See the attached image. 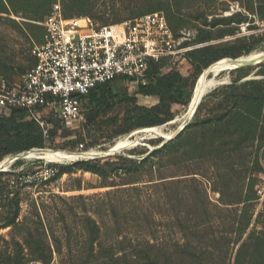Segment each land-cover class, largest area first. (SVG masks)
<instances>
[{
	"label": "rangeland",
	"instance_id": "obj_1",
	"mask_svg": "<svg viewBox=\"0 0 264 264\" xmlns=\"http://www.w3.org/2000/svg\"><path fill=\"white\" fill-rule=\"evenodd\" d=\"M57 2L94 25L164 13L198 50L190 63L176 59L187 104H172V117L155 126L168 136L187 126L172 139L133 135L135 145L111 155L48 162L33 151L4 156L0 264H264V61L220 70L185 119L207 66L264 48V0H0V75L18 77L31 67L41 22ZM137 87L113 85L121 102L80 125L82 150L71 143L75 135L63 136L70 128L49 116L45 149L106 151L140 128L142 109L159 101ZM92 106L83 101V117Z\"/></svg>",
	"mask_w": 264,
	"mask_h": 264
},
{
	"label": "built area",
	"instance_id": "obj_2",
	"mask_svg": "<svg viewBox=\"0 0 264 264\" xmlns=\"http://www.w3.org/2000/svg\"><path fill=\"white\" fill-rule=\"evenodd\" d=\"M41 26L42 43L31 51L34 64L12 79L0 75V117L22 109L26 120L40 126L45 139L52 128L45 120L49 116L66 124L73 135L80 131L84 122L81 97L96 86L119 77L125 84H138L144 81L150 61H166L161 69L164 72L194 49L182 46L184 41L174 35L162 12L94 25L88 17H65L57 2ZM82 149V145L77 148ZM46 172L53 174L54 170ZM258 194L263 195L264 188Z\"/></svg>",
	"mask_w": 264,
	"mask_h": 264
},
{
	"label": "trees",
	"instance_id": "obj_3",
	"mask_svg": "<svg viewBox=\"0 0 264 264\" xmlns=\"http://www.w3.org/2000/svg\"><path fill=\"white\" fill-rule=\"evenodd\" d=\"M62 10L65 17L72 18L68 16V14L66 13L63 7ZM167 22L174 35L178 37L176 35V32L171 27L168 19ZM187 44L188 41H184L182 43V46H188ZM197 50L198 49H192L191 51L185 54V58L186 60L189 61V63L192 62V57L194 53L197 52ZM250 52L252 51L250 50L246 51L243 55H238L231 59L248 55ZM223 58L225 57L220 56L215 59V62ZM31 60L33 65L34 58L32 56H31ZM166 64L167 63L164 60L157 63L150 61L148 64V70L146 71L143 78L144 81L138 82L137 88H138V92L141 95L154 96L159 99L158 103L155 106L142 109L146 114L147 121L144 122L140 126V128L161 125L165 123L168 119L172 117V113H171L172 104H180L184 106L187 104V101L183 99V95H184L183 87H180L179 85L176 84V80L178 79L185 80V79L184 78L182 79L181 77H179V75L174 73V71H176L175 66L170 67V69L167 70V73L164 74L161 71V69ZM3 76L6 78L10 77L5 75ZM129 80L132 81L133 79H129ZM122 84H124L123 78L119 77L114 81L96 86L86 96L81 97V107L84 100H88L90 101L91 104H93L90 113L84 116V122L82 125L83 129L86 123L94 121L101 113L112 110L118 103L121 102L120 97L116 94H113L111 88L113 87V85L119 86ZM25 116L26 114L24 110L15 108L12 110V113L9 117L6 118L0 117V162L2 161L3 157L7 155L12 156V155L23 154L25 152L31 151L32 149L46 150L45 138L43 136L42 129L36 122L31 120H26ZM52 132L53 130L50 129L48 132V137L51 138ZM71 133L72 132L65 130L63 136H68ZM82 137H83L82 133L80 131L77 132L74 137L75 139L71 143L74 146H77L78 143H80L79 145H82L83 149H85L84 145L80 142L82 140ZM21 164L22 161L18 160L13 164V166L17 167L20 166Z\"/></svg>",
	"mask_w": 264,
	"mask_h": 264
},
{
	"label": "bare ground",
	"instance_id": "obj_4",
	"mask_svg": "<svg viewBox=\"0 0 264 264\" xmlns=\"http://www.w3.org/2000/svg\"><path fill=\"white\" fill-rule=\"evenodd\" d=\"M261 61H264V48L256 49L250 52L248 55L246 56L244 55L240 57L239 60L234 61V62H231L226 59H220L210 64L206 69H204L199 74L197 78V81H196V84L193 90V95L186 108L185 119L187 120L193 115L203 95L208 91V89H210L213 85L217 83L216 75L220 70L224 71L225 69H230L233 65L238 64V63H243L244 67H246L254 63L256 64L257 62H261ZM209 73H213L214 74L213 77L210 78L208 76ZM184 124L181 123L178 126L177 130L170 136L163 133L162 126H150V127H143V128L136 129L130 132L129 134L125 135L124 137L118 139L110 148L106 149V151L104 152H99V153L98 152H95V153L94 152L93 153L83 152V153H77L76 155L75 154L68 155L61 151L54 152L51 150H31L35 152L31 154V156L36 157L40 159L41 161L48 162V161H57V160H71L73 158H83L82 156L111 155L113 153L119 152L121 150L127 149L135 145L136 144L135 141L130 140V137L133 135L142 134V136L138 138H143L144 136L148 135V136H158V137H163L166 139L167 138L172 139L173 137H175V135H177L184 128ZM5 165H6V162H1L0 169L2 170L3 168L5 169Z\"/></svg>",
	"mask_w": 264,
	"mask_h": 264
},
{
	"label": "water",
	"instance_id": "obj_5",
	"mask_svg": "<svg viewBox=\"0 0 264 264\" xmlns=\"http://www.w3.org/2000/svg\"><path fill=\"white\" fill-rule=\"evenodd\" d=\"M245 56H246V55H245ZM240 57H242V56H240ZM240 57H237V58H234V59L227 58V60H229V61H231V62H234V61L239 60ZM243 67H244V64H243V63H238V64L233 65L230 69H225L224 71L236 70V69L243 68ZM247 67H249V66H247ZM221 72H222V70H221ZM219 84H221V82L218 83L217 85H219ZM191 118H192V117H191ZM189 120H190V119H189ZM186 126H187V122H186V124H185V127H184L180 132H182V131L186 128ZM180 132H179V133H180ZM179 133H178L177 135H175V137H177V136L179 135ZM175 137H173V138H175ZM33 150H35V149H33ZM0 172H3V171H0Z\"/></svg>",
	"mask_w": 264,
	"mask_h": 264
}]
</instances>
